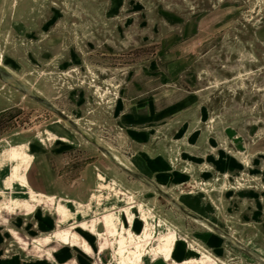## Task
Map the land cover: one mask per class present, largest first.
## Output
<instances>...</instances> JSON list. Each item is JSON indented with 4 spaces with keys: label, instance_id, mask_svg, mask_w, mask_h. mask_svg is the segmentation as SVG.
Listing matches in <instances>:
<instances>
[{
    "label": "rangeland",
    "instance_id": "rangeland-1",
    "mask_svg": "<svg viewBox=\"0 0 264 264\" xmlns=\"http://www.w3.org/2000/svg\"><path fill=\"white\" fill-rule=\"evenodd\" d=\"M0 69L7 256L264 264V0H0Z\"/></svg>",
    "mask_w": 264,
    "mask_h": 264
},
{
    "label": "crops",
    "instance_id": "crops-1",
    "mask_svg": "<svg viewBox=\"0 0 264 264\" xmlns=\"http://www.w3.org/2000/svg\"><path fill=\"white\" fill-rule=\"evenodd\" d=\"M75 263V260L74 262ZM0 264H68L63 259H58L56 262H50L45 260H30L24 259L19 256H7L5 253V246L2 244L0 240Z\"/></svg>",
    "mask_w": 264,
    "mask_h": 264
},
{
    "label": "water",
    "instance_id": "water-1",
    "mask_svg": "<svg viewBox=\"0 0 264 264\" xmlns=\"http://www.w3.org/2000/svg\"><path fill=\"white\" fill-rule=\"evenodd\" d=\"M0 77L1 78H7V77H5L4 75H3V73L1 72V69H0ZM7 80V79H6ZM18 84V89L19 90H21V91H23L27 96H29V97H32V98H35V99H37V100H40L37 96H35L34 94H32L29 90H27V88L23 85V84H21V83H17ZM41 101V100H40ZM45 103V102H44ZM126 169V168H125ZM127 171H129L128 169H126ZM134 175L135 176H138L139 178H141V176L139 175V174H135L134 173ZM147 183L149 184V185H151V186H153V188H155L156 190H158V187L155 185V184H153V183H150V182H148L147 181ZM172 202H174L178 207H181L177 202H175L173 199H172ZM206 224L207 225H209V222H207L206 221ZM214 230H215V228H214Z\"/></svg>",
    "mask_w": 264,
    "mask_h": 264
},
{
    "label": "bare ground",
    "instance_id": "bare-ground-1",
    "mask_svg": "<svg viewBox=\"0 0 264 264\" xmlns=\"http://www.w3.org/2000/svg\"><path fill=\"white\" fill-rule=\"evenodd\" d=\"M2 69V68H1ZM26 87V86H25ZM104 149V148H103ZM113 161H114V159H113ZM120 165L122 166V167H124V168H126V169H128L125 165H123L122 163H120ZM128 172V171H127ZM130 172V171H129ZM135 250V249H134Z\"/></svg>",
    "mask_w": 264,
    "mask_h": 264
}]
</instances>
